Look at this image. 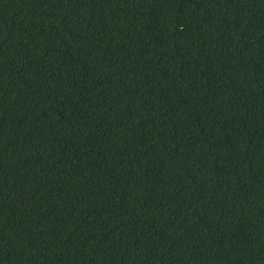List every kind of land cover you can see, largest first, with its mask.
Instances as JSON below:
<instances>
[{
    "label": "trees",
    "instance_id": "obj_1",
    "mask_svg": "<svg viewBox=\"0 0 264 264\" xmlns=\"http://www.w3.org/2000/svg\"><path fill=\"white\" fill-rule=\"evenodd\" d=\"M0 264H264V0H0Z\"/></svg>",
    "mask_w": 264,
    "mask_h": 264
}]
</instances>
